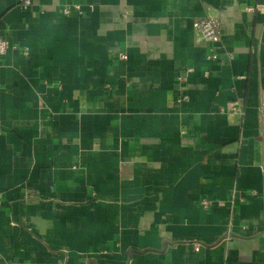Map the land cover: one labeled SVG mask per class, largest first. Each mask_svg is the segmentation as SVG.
Here are the masks:
<instances>
[{
  "label": "crops",
  "instance_id": "crops-1",
  "mask_svg": "<svg viewBox=\"0 0 264 264\" xmlns=\"http://www.w3.org/2000/svg\"><path fill=\"white\" fill-rule=\"evenodd\" d=\"M0 38V264H264V0H0Z\"/></svg>",
  "mask_w": 264,
  "mask_h": 264
},
{
  "label": "built area",
  "instance_id": "built-area-1",
  "mask_svg": "<svg viewBox=\"0 0 264 264\" xmlns=\"http://www.w3.org/2000/svg\"><path fill=\"white\" fill-rule=\"evenodd\" d=\"M21 5L23 7H28L32 4V0H20ZM81 5L80 4H72V5H65L61 8V11L65 15H69L75 11H81ZM193 28L199 36L204 38V40L212 43L217 44L220 41V22L217 18L214 17H202L198 18L193 23ZM10 44L9 42L3 40L0 38V53L4 54L7 49L9 48ZM118 59L122 61H126L128 59V55L125 52H119L117 55ZM210 59L217 58V54L213 53L210 56H208ZM192 69H188L187 72H190ZM186 80V76H180V81ZM187 96H182V99H186ZM200 205L204 209H209L211 206H225L226 201L224 200H209V199H201ZM199 243L196 244V249L198 250ZM57 264H63L62 262H59Z\"/></svg>",
  "mask_w": 264,
  "mask_h": 264
}]
</instances>
